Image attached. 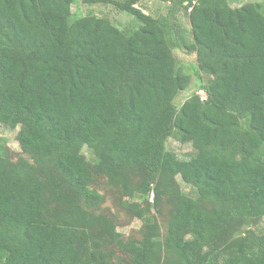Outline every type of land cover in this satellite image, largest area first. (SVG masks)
<instances>
[{
    "label": "trees",
    "instance_id": "1",
    "mask_svg": "<svg viewBox=\"0 0 264 264\" xmlns=\"http://www.w3.org/2000/svg\"><path fill=\"white\" fill-rule=\"evenodd\" d=\"M82 1L138 26L76 17L75 0H0V124L21 150L0 151V264H264V0H158L164 24L140 0ZM177 48L209 76L179 108ZM171 136L195 155L169 154ZM101 182L137 237L101 211Z\"/></svg>",
    "mask_w": 264,
    "mask_h": 264
},
{
    "label": "rangeland",
    "instance_id": "2",
    "mask_svg": "<svg viewBox=\"0 0 264 264\" xmlns=\"http://www.w3.org/2000/svg\"><path fill=\"white\" fill-rule=\"evenodd\" d=\"M263 0H237L231 3L232 7H240L247 3L262 4ZM136 7L143 13L149 14L154 17L158 22L164 24L168 12V4L158 0H140ZM71 11L76 17H83L88 15H95L97 17L106 18L112 22L116 27L124 32H130L137 28L138 21L132 15L119 12L111 5L96 3V4H85L82 0H75L71 6ZM176 19L183 25L187 40L190 41V28L187 18V13L183 10L177 12ZM174 55L177 61V66L181 72L190 74L191 83L187 90L180 93L175 99V105L179 108L184 101L189 98L194 92L198 93L202 98L204 94L197 88L207 81L209 76L202 74L199 77L197 71V64L195 55L185 51L183 48H177L174 50ZM19 127L11 129L0 124V151L10 153L14 158L21 154L20 147L17 142V134ZM166 151L175 156L180 160H189L195 155V150L190 143H181L175 137L171 136L166 142ZM84 155L88 160H91V154L87 148H84ZM95 187L102 193L104 197V203L101 206V211L109 212L113 216H119L120 221L118 222L117 231L122 237L128 239V237H137V233L141 229L142 220L139 217L131 218L124 211H121L114 199L113 191L106 187L104 182L95 184ZM175 190L179 193L192 195L191 188L189 185L184 183L179 177H177V184ZM123 261L122 264H130L131 257L125 253H118Z\"/></svg>",
    "mask_w": 264,
    "mask_h": 264
}]
</instances>
